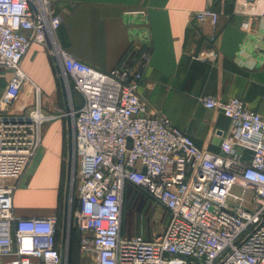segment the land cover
I'll use <instances>...</instances> for the list:
<instances>
[{
	"label": "built area",
	"instance_id": "built-area-1",
	"mask_svg": "<svg viewBox=\"0 0 264 264\" xmlns=\"http://www.w3.org/2000/svg\"><path fill=\"white\" fill-rule=\"evenodd\" d=\"M196 17L216 23L219 14L206 8ZM61 24L52 0H0V70L11 72L0 98V264L62 260L57 216L21 217L14 210L18 179L43 142L44 125L56 117L44 111L37 86L33 106L9 112L29 81L22 62L34 41L48 48L69 91L70 216L90 260L84 264H264V115L239 97L201 96L232 122L220 150H206L142 99L149 51L135 66L104 72L61 43ZM128 183L169 214L153 238L123 233Z\"/></svg>",
	"mask_w": 264,
	"mask_h": 264
},
{
	"label": "crops",
	"instance_id": "crops-1",
	"mask_svg": "<svg viewBox=\"0 0 264 264\" xmlns=\"http://www.w3.org/2000/svg\"><path fill=\"white\" fill-rule=\"evenodd\" d=\"M52 1L62 17L57 31L61 43L94 68L109 72L122 64L135 66L149 51L142 67V99L153 112L166 114L187 131L200 147L218 152L232 128L231 120L220 109L205 106L201 96L220 101L239 97L264 115V0ZM206 8L218 12L216 23L196 17ZM22 68L29 81L9 112L20 114L33 106L37 86L48 105L45 109L56 117L44 125L43 142L18 179L14 210L21 217L56 215L62 249L65 203L60 206V195L68 160L71 118L64 114L69 106L65 102V112L56 113L61 80L43 43H32ZM10 75L9 70H0V98ZM74 95L79 100L80 95ZM69 218L64 264L88 263L78 235H71L75 223Z\"/></svg>",
	"mask_w": 264,
	"mask_h": 264
},
{
	"label": "rangeland",
	"instance_id": "rangeland-1",
	"mask_svg": "<svg viewBox=\"0 0 264 264\" xmlns=\"http://www.w3.org/2000/svg\"><path fill=\"white\" fill-rule=\"evenodd\" d=\"M81 99V97L79 98ZM55 101V109L56 113H64L65 112V102L66 106H70V100L69 98H64L63 96V90L62 86L59 88V94L58 98ZM48 105L43 104L44 111L47 113L49 110H46L45 108ZM65 115V114H64ZM69 158V156L67 155ZM65 169H64V177L62 181V189H61V195H60V206L63 207L65 203V193H66V184H67V168H68V160L65 161ZM72 189V186L70 185V190ZM70 196V193H69ZM71 202V197H69V206ZM73 206V202H72ZM124 229L123 233L124 235H135L138 233L144 234L147 238H153L164 229L169 214L167 210H165L163 207L159 206L157 203H155L149 196L143 192L138 187L132 186V188L128 189L126 188L125 192V201H124ZM72 230V228H71ZM60 234H61V228H60Z\"/></svg>",
	"mask_w": 264,
	"mask_h": 264
},
{
	"label": "water",
	"instance_id": "water-1",
	"mask_svg": "<svg viewBox=\"0 0 264 264\" xmlns=\"http://www.w3.org/2000/svg\"><path fill=\"white\" fill-rule=\"evenodd\" d=\"M57 70L58 73L60 75V80H61V86H62V90H63V95L65 98L69 97V91L67 88V85L65 83V80L62 76V70L61 67L59 65H57ZM69 126H70V134H69V138H68V168H67V184H66V193H65V220H64V226H63V231H62V235H63V246L61 249V254H62V260H61V264L65 263L66 260V251H67V247H66V243L65 240L67 239V236H69L70 232L68 229V219L70 216V206H69V197H71L73 191L72 189L70 190V185L72 183V179L74 176V170H73V165H74V129H73V122L72 119H70L69 121ZM70 193V196H69ZM75 223V220H74Z\"/></svg>",
	"mask_w": 264,
	"mask_h": 264
},
{
	"label": "trees",
	"instance_id": "trees-1",
	"mask_svg": "<svg viewBox=\"0 0 264 264\" xmlns=\"http://www.w3.org/2000/svg\"><path fill=\"white\" fill-rule=\"evenodd\" d=\"M132 186H135V185H133L131 183H128L127 184V187H126L127 190L130 189V188H132ZM135 187H137V186H135ZM76 207H77V200H76V198H74V201H73V211H75ZM59 235H60V228L57 229V233H56L57 240H58ZM71 235L72 236L73 235H78V237H79V247H80L81 232H80V230L78 229V227L76 225H73L72 226ZM69 252H70V246L68 245V256H69Z\"/></svg>",
	"mask_w": 264,
	"mask_h": 264
}]
</instances>
